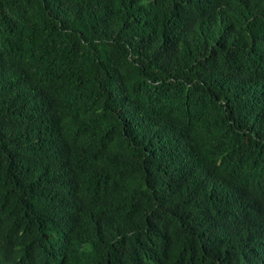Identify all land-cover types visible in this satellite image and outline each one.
Returning <instances> with one entry per match:
<instances>
[{
	"label": "trees",
	"instance_id": "trees-1",
	"mask_svg": "<svg viewBox=\"0 0 264 264\" xmlns=\"http://www.w3.org/2000/svg\"><path fill=\"white\" fill-rule=\"evenodd\" d=\"M0 264H264V0H0Z\"/></svg>",
	"mask_w": 264,
	"mask_h": 264
},
{
	"label": "bare ground",
	"instance_id": "bare-ground-1",
	"mask_svg": "<svg viewBox=\"0 0 264 264\" xmlns=\"http://www.w3.org/2000/svg\"><path fill=\"white\" fill-rule=\"evenodd\" d=\"M190 243H191V242H190ZM186 244H187V243H186ZM186 244H185V245H186ZM179 246H180V245H179ZM186 246H187V245H186ZM188 246H189V245H188ZM187 249H188V248H187ZM187 249H186V250H187ZM189 249H190V248H189ZM189 254H190V252H189Z\"/></svg>",
	"mask_w": 264,
	"mask_h": 264
}]
</instances>
